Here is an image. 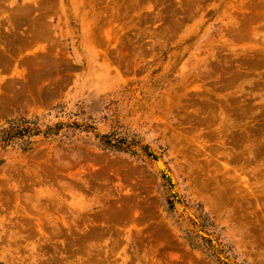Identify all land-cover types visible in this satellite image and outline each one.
<instances>
[{"label": "rangeland", "instance_id": "374dc122", "mask_svg": "<svg viewBox=\"0 0 264 264\" xmlns=\"http://www.w3.org/2000/svg\"><path fill=\"white\" fill-rule=\"evenodd\" d=\"M22 119L0 264H264V0H0Z\"/></svg>", "mask_w": 264, "mask_h": 264}, {"label": "trees", "instance_id": "16d2710c", "mask_svg": "<svg viewBox=\"0 0 264 264\" xmlns=\"http://www.w3.org/2000/svg\"><path fill=\"white\" fill-rule=\"evenodd\" d=\"M23 122V123H22ZM27 122V120H19L18 122H12V125L10 126V128L6 129V130H1V132H3V134L0 136V141H8L11 139V137H22L26 130L24 128H20L18 129L20 126L25 125ZM28 128V127H27ZM196 247V246H195Z\"/></svg>", "mask_w": 264, "mask_h": 264}]
</instances>
